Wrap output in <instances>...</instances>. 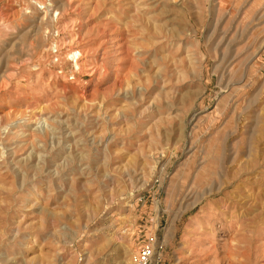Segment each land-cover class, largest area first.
Wrapping results in <instances>:
<instances>
[{
    "label": "rangeland",
    "instance_id": "obj_1",
    "mask_svg": "<svg viewBox=\"0 0 264 264\" xmlns=\"http://www.w3.org/2000/svg\"><path fill=\"white\" fill-rule=\"evenodd\" d=\"M147 243L264 264V0H0V264Z\"/></svg>",
    "mask_w": 264,
    "mask_h": 264
},
{
    "label": "built area",
    "instance_id": "obj_2",
    "mask_svg": "<svg viewBox=\"0 0 264 264\" xmlns=\"http://www.w3.org/2000/svg\"><path fill=\"white\" fill-rule=\"evenodd\" d=\"M153 253L151 244H144L138 251L135 258V264H148Z\"/></svg>",
    "mask_w": 264,
    "mask_h": 264
},
{
    "label": "bare ground",
    "instance_id": "obj_3",
    "mask_svg": "<svg viewBox=\"0 0 264 264\" xmlns=\"http://www.w3.org/2000/svg\"><path fill=\"white\" fill-rule=\"evenodd\" d=\"M47 3V2H46ZM43 3V4H40L41 6V12H44V15H46L47 13L48 14H51L53 11H54V9L52 8V3ZM38 4V3H37ZM39 12V11H38ZM46 17V16H45ZM78 55H79V52H73V54H72V59H74V60H77V59H75L76 57H78ZM79 59V58H78Z\"/></svg>",
    "mask_w": 264,
    "mask_h": 264
}]
</instances>
